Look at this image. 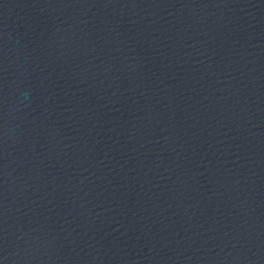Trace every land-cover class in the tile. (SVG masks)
<instances>
[{"label":"water","instance_id":"water-1","mask_svg":"<svg viewBox=\"0 0 264 264\" xmlns=\"http://www.w3.org/2000/svg\"><path fill=\"white\" fill-rule=\"evenodd\" d=\"M0 264H264V0H0Z\"/></svg>","mask_w":264,"mask_h":264}]
</instances>
